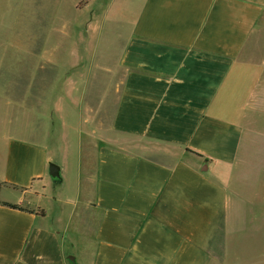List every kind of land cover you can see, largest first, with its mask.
Here are the masks:
<instances>
[{
  "label": "crops",
  "instance_id": "0c3cea01",
  "mask_svg": "<svg viewBox=\"0 0 264 264\" xmlns=\"http://www.w3.org/2000/svg\"><path fill=\"white\" fill-rule=\"evenodd\" d=\"M117 2L0 0V91L56 58L83 73L114 42L124 71L67 198L37 104L6 99L0 264H227L234 234L264 232V0Z\"/></svg>",
  "mask_w": 264,
  "mask_h": 264
},
{
  "label": "rangeland",
  "instance_id": "374dc122",
  "mask_svg": "<svg viewBox=\"0 0 264 264\" xmlns=\"http://www.w3.org/2000/svg\"><path fill=\"white\" fill-rule=\"evenodd\" d=\"M97 1L99 4L106 0ZM125 2L118 0L117 3L124 5ZM120 47L121 43H110L106 57L83 59L85 69L78 74L62 73L67 64L63 58H56V63H43L46 67L41 73L26 75L25 81L30 83V89L0 91L2 111L6 99H16V92L23 93L37 104L42 117L41 127L48 129L52 142L49 149L55 152L52 163L57 166L63 161L68 163L62 192L65 198L76 184L74 148L80 147L81 169L85 176L92 171L97 147L104 139L110 138L108 130L124 75L117 65ZM5 79L0 75V82ZM0 123L5 126L8 122L0 117ZM227 264H264V232L234 234Z\"/></svg>",
  "mask_w": 264,
  "mask_h": 264
},
{
  "label": "water",
  "instance_id": "95a60500",
  "mask_svg": "<svg viewBox=\"0 0 264 264\" xmlns=\"http://www.w3.org/2000/svg\"><path fill=\"white\" fill-rule=\"evenodd\" d=\"M60 167L57 166L56 164L50 163L49 164V174L51 176V178L55 181H57V179H60Z\"/></svg>",
  "mask_w": 264,
  "mask_h": 264
},
{
  "label": "trees",
  "instance_id": "16d2710c",
  "mask_svg": "<svg viewBox=\"0 0 264 264\" xmlns=\"http://www.w3.org/2000/svg\"><path fill=\"white\" fill-rule=\"evenodd\" d=\"M57 181H59V179H57ZM8 206H10V207H12V208H15V209H19V207L16 206V205H8Z\"/></svg>",
  "mask_w": 264,
  "mask_h": 264
}]
</instances>
